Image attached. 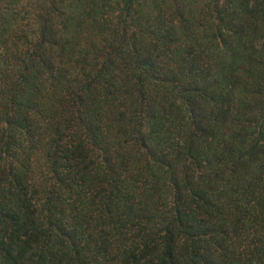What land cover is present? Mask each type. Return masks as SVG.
I'll return each instance as SVG.
<instances>
[{
  "label": "trees",
  "instance_id": "16d2710c",
  "mask_svg": "<svg viewBox=\"0 0 264 264\" xmlns=\"http://www.w3.org/2000/svg\"><path fill=\"white\" fill-rule=\"evenodd\" d=\"M0 264H264V0H0Z\"/></svg>",
  "mask_w": 264,
  "mask_h": 264
}]
</instances>
